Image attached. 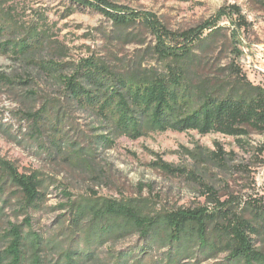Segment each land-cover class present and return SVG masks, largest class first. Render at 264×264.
<instances>
[{"label": "rangeland", "instance_id": "374dc122", "mask_svg": "<svg viewBox=\"0 0 264 264\" xmlns=\"http://www.w3.org/2000/svg\"><path fill=\"white\" fill-rule=\"evenodd\" d=\"M110 2L115 7L109 8V15L71 0H0V15L6 19L0 28V78L6 79L0 84V155L21 172L40 171L45 179L46 200L40 210L29 212L34 227L52 231L60 226L68 215L60 206L67 201L64 191L72 198L96 193L138 199L150 212L199 206L213 210L219 199L250 217L249 203H264V132L251 130L242 140L197 130L151 131L139 138L112 134L110 121L72 102L57 78L71 72L70 63L87 57L119 72L132 66L164 70L170 59L160 54L159 46L190 47L196 56L195 84L226 79L239 69L252 83L264 86V0ZM113 17L135 22L118 26ZM30 28L45 33L43 43L15 51L14 45ZM199 28L202 34L193 43L182 37ZM53 62L64 65L48 71L45 66ZM45 106L54 115L58 111L60 121L45 119L42 133H34L23 113ZM54 127L64 139L59 142L62 153L51 146ZM67 145L83 147L82 157L71 159ZM160 160L181 170H165L157 164ZM17 201L14 193L6 221L24 219L15 212ZM256 237L263 247L264 232Z\"/></svg>", "mask_w": 264, "mask_h": 264}, {"label": "trees", "instance_id": "16d2710c", "mask_svg": "<svg viewBox=\"0 0 264 264\" xmlns=\"http://www.w3.org/2000/svg\"><path fill=\"white\" fill-rule=\"evenodd\" d=\"M71 1L109 15V8L114 6L110 0ZM113 19L118 26L135 22V18ZM5 20L0 15V28L5 27ZM199 30L186 31L182 37L193 43L202 34ZM45 36L43 31L30 28L13 48L24 52L38 47ZM158 48L170 59L164 70L132 66L119 72L87 57L70 63L71 72L57 79L72 102L108 119L112 134L139 138L151 131L197 130L242 140L251 130L264 132L263 85L252 83L239 69H233L226 79H204L195 84L197 68L192 48ZM63 65L53 62L45 68L59 71ZM3 80L1 77L0 84ZM23 114L32 121L37 134L42 133L43 120L60 121L59 112L54 115L46 106ZM53 130L51 146L62 153L59 142L64 139L56 133L57 127ZM67 150L71 159L82 157L83 147L67 145ZM157 164L170 172L181 170L162 160ZM41 175L40 171L23 173L0 155V224L5 221L0 225V264H203L221 254L224 257L212 264H264V246L258 245L256 237L264 232L262 202L249 203L250 217L219 199V206L213 210L199 206L150 212L138 199L96 193L72 198L64 191L67 201L60 206L68 215L58 228L48 231L36 229L29 213L40 210L47 197ZM12 187L16 189L12 193L18 194L15 212L25 215L22 221L4 219L9 216L7 207L13 194L7 193ZM134 236V243L118 246Z\"/></svg>", "mask_w": 264, "mask_h": 264}]
</instances>
